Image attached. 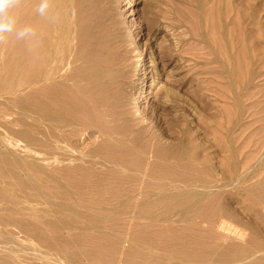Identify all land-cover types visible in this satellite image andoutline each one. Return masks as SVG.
Instances as JSON below:
<instances>
[{"label":"bare ground","instance_id":"6f19581e","mask_svg":"<svg viewBox=\"0 0 264 264\" xmlns=\"http://www.w3.org/2000/svg\"><path fill=\"white\" fill-rule=\"evenodd\" d=\"M94 4L95 0L6 3L4 24L8 29L0 41L7 43L10 60L0 56V200L4 201L0 203V241L13 256L12 263L92 264L81 263L82 254L98 264L110 263L84 248L73 255L59 227L71 229L66 239L95 236L98 243H104L108 236L105 226L128 211L134 217L175 215L181 220L189 219L192 211L205 224L196 221L192 230L184 227L188 233L162 228L155 232L170 237L182 234L193 251L198 248L202 255L212 254L222 264L263 262L264 239L259 228L243 222L237 210L227 205L225 195L230 187L254 191L257 197L249 194L247 199L250 195L255 198L249 210L252 220L258 222L264 213V158L248 165L252 155L240 151L239 159L235 155L221 159V165L228 166L221 170L226 172L223 175L209 166V157L197 159L184 141L171 148L156 140L152 161L148 154L131 148L147 132L138 129L140 121L136 123L139 119L132 116L136 110L130 111L124 101L125 106L114 105L115 101L104 104L110 98L109 86L119 81L113 80L112 64H107L116 61L110 58L113 46L106 43L111 47L109 55L103 41L97 43L103 34H98V28L95 32V19L96 27L87 22L90 18V24L93 14L99 15ZM135 60L138 66L147 63L143 51ZM141 87L140 81L137 89ZM261 149L264 138L255 145L256 151ZM20 171L25 172L22 179L17 176ZM44 199L50 204L44 206ZM79 206L86 207L85 211ZM155 208L160 212L153 214ZM230 220L249 229L250 244L240 243L244 231ZM88 226L95 229L88 230ZM137 234V229L131 233L133 237ZM19 236L37 241L28 257L27 250L15 244ZM193 254L188 251L181 262L192 260ZM148 261L174 264L163 255H148L128 264Z\"/></svg>","mask_w":264,"mask_h":264},{"label":"rangeland","instance_id":"374dc122","mask_svg":"<svg viewBox=\"0 0 264 264\" xmlns=\"http://www.w3.org/2000/svg\"><path fill=\"white\" fill-rule=\"evenodd\" d=\"M6 3L7 0H0V36L5 35L8 29L4 24ZM94 5L99 15L90 16L92 23L90 21L89 24L88 18V25L95 24V19V32L99 30L98 34L104 35H97L101 37L97 43L103 41L107 52L113 46L112 54L110 50L108 54L116 61L107 64H112L113 80L122 83L115 82L120 86L116 90H111L116 88L111 83L107 93V98H110L104 100V104L115 101L114 105L126 104L124 106L130 111L136 110L132 116L139 119L136 123H141L136 125L147 132H143L144 137L142 134L138 144L134 142L131 148L148 154L147 158L152 161V144L156 140L166 146L170 144L168 147L171 148L176 142L184 141L197 159L209 157V166L223 175H226L223 171L228 166L225 168L227 163L221 165V159H229L233 155L239 159L240 151L252 155L248 165L254 164L260 156L264 158V149L255 150L256 142L264 138V0H95ZM96 17L102 19L97 20ZM6 44L0 41V56L10 60ZM142 51L147 63L138 66L135 59L140 58ZM140 81L142 87L137 89ZM128 104L132 105L131 108L127 107ZM138 141L144 143L139 144ZM17 176L22 179L25 172L20 171ZM229 191L225 195L227 205L232 211L237 210L236 215L243 222L259 228L264 239V213L257 222V219L252 220L253 212L249 210V204L255 201L254 191L246 193L238 187H230ZM249 194L254 196L247 199ZM44 201V206L50 204L49 200ZM79 209L85 211L86 207L79 206ZM158 212L159 208L153 210V214ZM188 213L191 219L181 220L175 215L168 218L134 217L128 211L119 219H111L105 226L108 236L104 243H98L95 236L85 239L77 235L66 239L71 229L63 226L59 227V233L65 237V244L73 255L84 248L95 251L97 256L111 264L137 263L148 255L153 258L163 255L165 260L174 264H222L212 254L202 255L197 252L198 248L193 251L182 234L170 237L166 233L155 232L162 228L188 233L184 227L192 230L196 221L200 226L205 224L192 211ZM228 222L244 231L240 243L250 244L249 229L240 227L241 222ZM91 229L95 228L88 226V230ZM135 229L139 234L133 237L131 233ZM15 244L23 246L28 257L37 241L19 236ZM1 245L0 241V264H13L10 251ZM39 247L44 249L43 245ZM188 251L194 253L193 259L182 263V257ZM79 259L81 263L98 264L85 254ZM147 264H151L150 261ZM259 264H264V261Z\"/></svg>","mask_w":264,"mask_h":264}]
</instances>
